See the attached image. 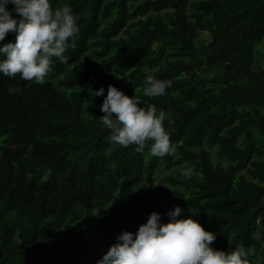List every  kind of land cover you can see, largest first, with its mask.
Listing matches in <instances>:
<instances>
[{"label":"trees","instance_id":"1","mask_svg":"<svg viewBox=\"0 0 264 264\" xmlns=\"http://www.w3.org/2000/svg\"><path fill=\"white\" fill-rule=\"evenodd\" d=\"M65 4L79 28L67 62L40 83L0 75V264H96L121 230L173 206L214 249L264 264V0H51ZM147 75L171 86L144 96ZM109 84L163 111L171 155L109 141ZM159 164L174 168L166 187H146Z\"/></svg>","mask_w":264,"mask_h":264},{"label":"clouds","instance_id":"2","mask_svg":"<svg viewBox=\"0 0 264 264\" xmlns=\"http://www.w3.org/2000/svg\"><path fill=\"white\" fill-rule=\"evenodd\" d=\"M8 4L13 6L11 11L6 10ZM78 32L67 4L53 9L51 0H0V41L15 33L14 42L0 44V75L11 78L19 74L22 80L43 82L52 71L53 58L67 62L64 53L74 46ZM170 86L168 80L147 75L142 94L163 96ZM103 93L104 88L100 87L93 96ZM99 110L103 115L98 119L110 130V142L123 147L135 145L137 151H143L145 142L150 140L149 152L157 157L175 151L164 129L163 111L152 104L141 107L138 96H126L109 84ZM192 174L191 167L182 170L185 178ZM164 215L167 222H161V214L152 211L134 233L121 230L96 264H249L243 246L228 252L211 247L216 235L204 230L192 216L185 217L181 207L173 206ZM252 238L259 241L261 234L256 232Z\"/></svg>","mask_w":264,"mask_h":264},{"label":"rangeland","instance_id":"3","mask_svg":"<svg viewBox=\"0 0 264 264\" xmlns=\"http://www.w3.org/2000/svg\"><path fill=\"white\" fill-rule=\"evenodd\" d=\"M209 37L206 33H200L198 36V41H208ZM255 56L258 59V64L262 65L264 62V43H261L258 45L255 49ZM254 69H256V65L254 66ZM208 76H211L212 73L208 72ZM174 171V168L172 169H166L163 164H159L158 169L156 173L152 176V178L145 182L146 187L157 189H162L166 187L165 178L172 174Z\"/></svg>","mask_w":264,"mask_h":264}]
</instances>
